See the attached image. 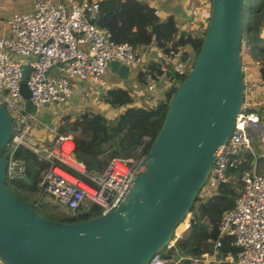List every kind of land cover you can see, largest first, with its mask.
I'll list each match as a JSON object with an SVG mask.
<instances>
[{
	"label": "built area",
	"instance_id": "2783aa9c",
	"mask_svg": "<svg viewBox=\"0 0 264 264\" xmlns=\"http://www.w3.org/2000/svg\"><path fill=\"white\" fill-rule=\"evenodd\" d=\"M196 1L199 5L197 18L204 25L210 0ZM97 13L98 0H32L30 9L14 11L5 18L9 34L0 36V105L11 121V133L5 144V178L24 176L23 162L13 153L19 145L31 149L49 161L40 172L37 181L39 189L64 205V213L72 216L79 212L88 216L91 207L96 208L95 214L115 208L141 168L145 153L141 146H137L132 155L110 156L99 171L85 174V163L77 158L71 135L58 131L56 126L40 121L35 113L30 114L23 109L19 92L21 64H27L24 83L29 92L28 98L36 109L44 102H66L71 96L70 77L88 80L104 89L110 88L102 78L109 61L139 65L140 83L147 94L146 106L155 105L172 83L161 64L144 61L133 44L112 40L107 27L94 24ZM14 53L32 57L28 61L15 59L12 57ZM245 53H248L247 49ZM185 66L186 63L181 61L174 71H181ZM240 67L243 82L240 108L228 137L215 153L201 187L208 192L225 181L229 169L238 162L241 150L251 154L253 162H250V169L240 173L241 188L232 206L221 212L217 227L218 235L230 236L237 250L234 254L219 252L220 240L217 237L213 240L210 253L192 257L198 264H264V173H256L252 169L256 155L264 160V122L260 119L263 112L256 107L251 96L253 86L248 81V66L241 63ZM50 68L58 74H49ZM260 83L264 85V80ZM36 125L45 130V141L33 137ZM253 138L258 144L256 153L252 147ZM65 140L71 142L68 151L62 149ZM58 162L83 173L87 180H80ZM55 167L68 172L75 180L63 176ZM80 181L91 189L81 185ZM187 226V219L183 218L174 228L166 248L174 246ZM173 253H176L175 248ZM176 259L177 256L163 258L158 252L150 257L147 264H176Z\"/></svg>",
	"mask_w": 264,
	"mask_h": 264
},
{
	"label": "water",
	"instance_id": "95a60500",
	"mask_svg": "<svg viewBox=\"0 0 264 264\" xmlns=\"http://www.w3.org/2000/svg\"><path fill=\"white\" fill-rule=\"evenodd\" d=\"M242 12L243 0H210L200 47L168 102L142 166L118 205L103 214L84 213L76 221L49 219L9 190L1 150L9 139L11 121L0 105L1 262L147 264L166 245L204 184L240 108ZM12 57L28 61L32 56L14 53ZM107 66L120 77L126 75L125 64L109 61ZM26 73L27 64L22 63V105L34 114L24 83ZM76 156L92 171H99L93 154L76 151Z\"/></svg>",
	"mask_w": 264,
	"mask_h": 264
},
{
	"label": "trees",
	"instance_id": "16d2710c",
	"mask_svg": "<svg viewBox=\"0 0 264 264\" xmlns=\"http://www.w3.org/2000/svg\"><path fill=\"white\" fill-rule=\"evenodd\" d=\"M263 12L264 0H243L241 38L245 35V40L240 41L239 45L240 64L245 58L242 53L245 48L250 50L251 55L252 53L254 55L259 52L264 53V36L258 37L255 33V24ZM93 23L107 27L112 40L127 41L135 47L144 46L151 41L162 46L175 31L170 18L158 21L152 8L142 0H98V13ZM205 26L206 23L200 26L193 35H180L177 38L179 43L188 42L190 45L188 51H182L179 54L180 60L184 61L186 66L178 72L167 71V76L172 83L166 87L162 97L155 105L125 107L114 120H109L98 111L90 110H83L75 116L71 113L60 115V121L56 125L58 131L65 133L69 129L71 132L78 131L81 134L78 137L71 135L74 152L93 154L98 161L99 168L104 165V161L100 159L102 154L125 157L132 155L137 146H141L142 152L146 153L160 127L176 86L186 76L195 59ZM255 70L259 74V78L254 82L258 83V87H260V80H264V65L259 63ZM249 79L255 78L251 76ZM106 92L108 94L106 99L111 103L122 104L130 100L125 90L120 87L108 88ZM71 116L74 117L70 119ZM260 119L263 121L262 113ZM85 133H88L87 137L83 136ZM13 155L22 160L24 176L27 177V180H24L23 177L5 178L6 185L15 196L38 214L49 219L76 221L85 217L82 212L72 216L57 211L44 199L46 193L39 189L37 181L40 172L49 164L47 159L22 145L15 148ZM251 160L250 153H242L238 162L229 169L225 181L218 183L214 189L208 192L201 188L197 191L184 215L188 222L187 230L174 242L173 247L167 248V254L159 252L161 257L173 258L177 256L176 264H198L192 260V257L199 256L204 252L210 253L213 240L217 237L220 240L219 252L231 254L236 252L237 247L232 244V238L228 235L219 236L217 227L221 212L232 206L233 199L241 188L240 173L250 169ZM85 168L90 169L87 164H85ZM252 169L256 173H264V160L258 155L254 157ZM77 177L83 181L87 180V178L84 179L78 175ZM93 210L94 212L90 211L88 216L96 213L95 207ZM173 248L176 249V253H173ZM0 264L4 263L0 261Z\"/></svg>",
	"mask_w": 264,
	"mask_h": 264
},
{
	"label": "crops",
	"instance_id": "0c3cea01",
	"mask_svg": "<svg viewBox=\"0 0 264 264\" xmlns=\"http://www.w3.org/2000/svg\"><path fill=\"white\" fill-rule=\"evenodd\" d=\"M147 5H149L152 8L153 14L157 17L158 21H165L167 18H170L174 24L175 31L171 34V36L165 41L164 45H158L155 42L151 41L150 43L144 45V46H138L136 47L137 51L141 55L144 61L148 62H156L159 63L165 68L167 71L175 70V68L181 63V60L179 58V54L182 51H188L190 48V45L188 42L179 43L177 38L180 35L186 36L193 35L196 30H199V20L197 18V14L199 11V5L197 4L196 0H142ZM32 4V0H0V36H7L9 34L8 29L5 24V18L14 11H25L30 9ZM264 18V12L262 13V16ZM263 23V22H262ZM259 36H264V24L261 25V29L258 31ZM248 46V45H247ZM250 53H245L244 55H247V59L243 60V63H246L248 66V72H249V78L252 76L255 79L248 80L252 84L251 89V96L256 102V107L260 109L261 112H263V122H264V85L260 84L261 86L258 87V83H255L254 81L259 78V74L256 73L255 68L259 64L256 63L255 58L252 57V55H249ZM249 55V56H248ZM259 55L260 57L264 56L263 52H259V54H256V56ZM255 62V63H254ZM127 65V64H125ZM130 66H133L134 69L132 70ZM107 72H113L107 65L104 69L105 73L104 78L106 83H108L111 87H120L125 90L126 94L130 97L129 101L124 102L123 105H120L119 107H125L128 106H146L147 103V94L145 93V90L143 91L140 86V79H139V65H127L126 75L123 77H120L115 72L112 73L113 78L109 79ZM254 72V75H252ZM49 74H58L57 71L54 68H50L48 70ZM130 77V79H128ZM69 83L71 85V96L69 99L64 102L58 104L59 110H61L59 113L64 111L63 113H73L76 106H72V94L75 93L76 97L73 99L75 103L77 101H81L85 98H89V94H91V91L94 87L98 86V90L95 89L94 92H106L107 89H104L103 86L93 84L92 82L85 80V79H79L76 77H70ZM91 88V91L89 90ZM250 96V95H249ZM101 107V106H100ZM104 108H107L103 106ZM109 108V107H108ZM62 113V114H63ZM105 117L106 115L104 112H101ZM60 114V115H62ZM108 118V117H106ZM33 137L37 139H43L44 141L47 139V134L43 128H41L39 125H36L33 130ZM253 150L255 153L258 150V144L255 138H253V144H252ZM245 151L241 150V153H244Z\"/></svg>",
	"mask_w": 264,
	"mask_h": 264
},
{
	"label": "rangeland",
	"instance_id": "374dc122",
	"mask_svg": "<svg viewBox=\"0 0 264 264\" xmlns=\"http://www.w3.org/2000/svg\"><path fill=\"white\" fill-rule=\"evenodd\" d=\"M253 3V2H252ZM263 22V23H262ZM264 24V18L263 17H260L256 24H255V33L258 37L259 36V30L261 29V25ZM199 25L200 26H203V23L199 22ZM245 40V35L242 36V38L240 39V41H244ZM248 50V53H249V49L248 48H245L243 49V54H245V50ZM251 55V53L249 54ZM248 55V56H249ZM252 57L255 58V61L256 63H262L264 65V56L260 57L259 55H254L252 53ZM244 59H247V55H245V58ZM243 63V61L241 62ZM129 65H134L133 63H130ZM131 69L133 70L134 67L133 66H130ZM113 72H107L108 74V78L109 79H112L113 78V75H112ZM106 74V73H105ZM102 75L104 78H106L105 76L106 75ZM130 79V77L128 78ZM249 81V80H248ZM107 82V81H106ZM140 86H141V89L144 91L145 88L143 87V85L140 83ZM96 90H98V86L97 87H94L91 91V88H89V90L91 91V94H89V98H85L81 101H77L75 103V101L73 99H75L74 97H76V94L73 93L72 94V99H71V102H72V106H76L75 109L73 110L74 112L71 113V115H76L77 113L83 111V110H90V111H98V112H104V114L106 115V117H108L109 120H114L117 115L123 111V107H119L120 105H123L121 103H111L109 100L106 99V97L108 96L107 92L104 93V95L102 94V92H94ZM145 93H146V90H145ZM101 106V107H100ZM103 106L107 107V108H104ZM109 107V108H108ZM61 110H59V106L58 104H55L53 102L49 103L48 105L46 106H38L36 111H35V116L37 119H39L40 121L44 122V123H48L49 125L51 126H56L58 121H60L59 119V116L60 114H62L64 111H62L61 113H59ZM70 113V112H68ZM65 114V113H63ZM74 116H71L70 119H72ZM68 134L72 135V136H81V134L78 132V131H73L71 132L69 129H67L66 131ZM84 137H87L88 136V133H85L83 135ZM254 137V136H253ZM253 144V142H252ZM6 152H7V146L5 145V147L1 150V155L3 157H6ZM133 153H134V150H133ZM110 156H108L107 154H102L100 156V159L102 161H104V163L106 162V160L109 158ZM118 157H121V156H118ZM58 165H60L62 168H64L65 170H67L68 172L74 174V175H78L80 176L81 178H87L83 173H80L78 172L77 170L73 169L72 167L64 164V163H60L58 162ZM91 173H94L91 169H85V174H91ZM71 180V179H70ZM80 183V182H79ZM82 185V183H80ZM79 184V185H80ZM44 199L48 202L49 205H53L57 211H60L62 213L65 212V206L62 205V204H59L57 202H55L53 200V198L49 195H45L44 196ZM90 210L92 212H94L93 210V207L90 208ZM167 248L166 247H163L159 252L160 253H165L167 254Z\"/></svg>",
	"mask_w": 264,
	"mask_h": 264
},
{
	"label": "bare ground",
	"instance_id": "6f19581e",
	"mask_svg": "<svg viewBox=\"0 0 264 264\" xmlns=\"http://www.w3.org/2000/svg\"><path fill=\"white\" fill-rule=\"evenodd\" d=\"M71 148V142L68 141V140H65L63 141L62 143V149L63 151H68L69 149ZM55 170L57 172H60L63 176L67 177L68 179H71V180H75V177L72 176L71 174H69L68 172L62 170L61 168L59 167H55ZM80 183H82V185L88 189H91L88 185H86L84 182L80 181Z\"/></svg>",
	"mask_w": 264,
	"mask_h": 264
}]
</instances>
